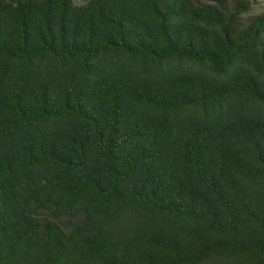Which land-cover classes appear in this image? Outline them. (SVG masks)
Wrapping results in <instances>:
<instances>
[{"label": "trees", "instance_id": "16d2710c", "mask_svg": "<svg viewBox=\"0 0 264 264\" xmlns=\"http://www.w3.org/2000/svg\"><path fill=\"white\" fill-rule=\"evenodd\" d=\"M258 0H0V264H264Z\"/></svg>", "mask_w": 264, "mask_h": 264}, {"label": "rangeland", "instance_id": "374dc122", "mask_svg": "<svg viewBox=\"0 0 264 264\" xmlns=\"http://www.w3.org/2000/svg\"><path fill=\"white\" fill-rule=\"evenodd\" d=\"M78 1V0H77ZM264 9V0H258L257 2L251 3V9L245 13L247 17L257 14Z\"/></svg>", "mask_w": 264, "mask_h": 264}]
</instances>
